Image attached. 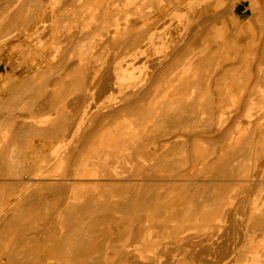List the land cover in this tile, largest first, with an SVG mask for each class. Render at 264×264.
I'll list each match as a JSON object with an SVG mask.
<instances>
[{"label":"rangeland","instance_id":"rangeland-1","mask_svg":"<svg viewBox=\"0 0 264 264\" xmlns=\"http://www.w3.org/2000/svg\"><path fill=\"white\" fill-rule=\"evenodd\" d=\"M90 3L93 20L66 24ZM210 7L223 4L0 0V264H264V29L230 58V8ZM103 158L116 173L98 181Z\"/></svg>","mask_w":264,"mask_h":264},{"label":"bare ground","instance_id":"bare-ground-1","mask_svg":"<svg viewBox=\"0 0 264 264\" xmlns=\"http://www.w3.org/2000/svg\"><path fill=\"white\" fill-rule=\"evenodd\" d=\"M79 1H80V0H79ZM57 2H58V0H53V3L56 4ZM106 6H107V4H106ZM103 8H105V7H103ZM55 12H56V11H55ZM83 12H84V13H87V19H88V20H93V19H94V15H95V13H96V8H95V6H94L92 3H90V4L87 5L86 8H82V9L79 11L78 14H77V13H74V14H72L70 17H67V18H66V21H67V20L72 21V23L69 24L70 26H72L71 24H73V22L76 21V23H77V18L79 19V16H81V14H82ZM24 13H25V12H24ZM26 13H27V12H26ZM75 14H76V16H74ZM8 15H9V14H8ZM25 15H26V14H25ZM55 15H56V14H55ZM77 15H79V16H77ZM18 16H21V15L19 14V12H18ZM18 16H17V15L15 16V17H16L15 20H14L15 22H19V21H20ZM74 17H75V18L77 17L76 20L74 19ZM4 18H5V17H4ZM24 18H25V17H24ZM80 18H81V17H80ZM9 19H10V18H9ZM11 20H13V19H11ZM42 20H43V19H42ZM44 20H45V21H44ZM44 20H43V22H42L43 24H41L40 26H41V28H43L42 30H47V28H48V24L46 23L47 20H46V19H44ZM73 20H74V21H73ZM10 22L12 23V21H10ZM67 23H68V21L66 22V24H67ZM49 25H50V27H51V23H50ZM76 25H77V24H76ZM25 26H26V25H24L23 27H25ZM66 26L68 27V25H66ZM67 27H66V29H67ZM73 27H74V26H73ZM78 28H79V26H78ZM78 28H77V29H78ZM39 29H40V27H39ZM53 29H54V28H53ZM53 29L51 28V30H50V35H51V37H52V34H53ZM74 29H75V28H74ZM80 29H81V28H80ZM69 30H72V29H69ZM78 30H79V29H78ZM78 30H77V31H78ZM81 30H82V29H81ZM37 31H38V30H37ZM12 32L14 33V30H13ZM15 32H17V30H16ZM35 32H36V31H35ZM38 32H39V31H38ZM66 32H67V31H66ZM13 33H12V34H13ZM39 33H40V32H39ZM75 33H77L76 30H75ZM82 33H84V32L82 31ZM82 33H81V35L84 37L85 35H83ZM6 34H7V33H6ZM8 34H9V33H8ZM78 34H79V33H78ZM84 34H85V33H84ZM4 35H5V34H4ZM13 35H14V34H13ZM15 35H16V33H15ZM15 35H14V36H15ZM17 35H18V34H17ZM39 35H40V34H39ZM67 35H68V34H67ZM79 35H80V34H79ZM9 36L13 38V36H11V35H9ZM32 36H33V34H32ZM34 36H35V34H34ZM35 37H37V36H35ZM71 37H72V36H71ZM71 37H70V38H71ZM67 38H68V37H67ZM7 39H8V38H7ZM81 39H82V38H81ZM76 41H77V40H76ZM70 42H71V40L69 41V43H70ZM80 42H81V41H80ZM80 42H79V44H80ZM37 43H38V42H37ZM74 43H75V42H74ZM81 43L83 44V42H81ZM32 44H33V43H32ZM34 44H35V43H34ZM58 44H59L58 42H55V41L52 42V46L54 47V48H53V51H52V53H51V56L53 55V56H52V59H53V57L57 54V51H58ZM84 44L86 45L87 43L84 42ZM76 45H77V43L75 44V46H76ZM85 45H84V46H85ZM43 46H45V43H44V42H39L38 47L42 49ZM70 46H71V45H70ZM77 46H78V45H77ZM77 46H76V47H77ZM86 46H87V45H86ZM71 47H72V46H71ZM78 47H81V46H78ZM25 48H26V47H25ZM162 48H163V46H157V47H155L156 50H160V51L162 50ZM14 49H15V48H14ZM80 49H84V48L81 47ZM80 49H79V50H80ZM91 49H92V48H91ZM68 50H69V49H68ZM70 50H71V48H70ZM70 50H69V51H70ZM76 50H77V48H76ZM73 51H74V50H73ZM81 51H82V50H81ZM83 51H84V50H83ZM22 52H23V51H22ZM71 52H72V51H71ZM75 52H76V51H75ZM77 52H78V50H77ZM87 52H89V51H87ZM87 52H86V53H87ZM91 52H92V51H91ZM95 52H96V50H95ZM25 54H26V53H25ZM74 54H76V53H74ZM79 54H80V52H79L78 54H76L74 57L79 56ZM90 54H91V53H90ZM87 55H88V53L85 54V57H86ZM83 56H84V54H82V56L79 57L78 61L80 60V58H81L80 61H83V59H84ZM55 57L57 58V56H55ZM61 57H62V56H61ZM68 57H69V56H68ZM70 57H71V56H70ZM82 57H83V58H82ZM88 57H89V56H88ZM90 57H91V56H90ZM65 58H66V57H65ZM65 58H62V59H65ZM77 58H78V57H77ZM77 58H76V59H77ZM57 59H59V58H57ZM76 59H75V61H76ZM86 59H87V58H86ZM88 59H89V58H88ZM59 60H60V59H59ZM70 60H71V58H70ZM113 60H114V59H113ZM66 61H67V60H66ZM78 61H76V65H78ZM159 61H160V60H159ZM70 62H72V61H70ZM87 62H88V61L86 60V63H87ZM157 62H158V61H157ZM157 62H156V64H157ZM62 63H63V62H62ZM62 63H61V64H62ZM64 63H65V62H64ZM64 63H63V64H64ZM86 63H85V64H86ZM73 65H74V63H73ZM76 65H75V66H76ZM110 65H111V64H110ZM130 65H131V64H130ZM60 66H61V65H60ZM75 66H74V67H75ZM80 66H81V64H80ZM80 66L78 65L79 68H80ZM82 66H83V65H82ZM144 66H145V65H144ZM85 67H86V66H85ZM141 67H142V66H141ZM55 68H56V67H55ZM64 68H65V67H64ZM83 68H84V67H83ZM83 68H81V69H83ZM87 68H88V67L85 68L86 71H87ZM138 68H139V67H138ZM72 69H74V68H72ZM77 69H78V68H77ZM77 69H76V70H77ZM108 69H109V68H108ZM186 69H187L186 66H183V67H182V70H186ZM135 70H136V69H135ZM66 71H68V70H66ZM71 71H72V70H70L69 72H71ZM73 71H74V70H73ZM77 71H78V70H77ZM77 71H75L74 73H76ZM109 71H110V70H109ZM260 72H261V73H260ZM77 73H79V72H77ZM86 73H90V72H86ZM259 73L262 74V70H261V69L259 70ZM259 73H258L256 76L261 77V76H259ZM66 74H67V73H66ZM71 74H72V73H71ZM103 74H105V73L103 72ZM79 75H80V74H79ZM81 75H82V74H81ZM148 75H149V74H148ZM262 75L264 76V74H262ZM74 76H76V79L79 78L78 75H74ZM82 76H83V75H82ZM82 76H80V78H82ZM104 76H105V75H104ZM263 76H262V78H263ZM90 77H91V76H90ZM74 78H75V77H74ZM74 78H73V79H74ZM80 78H79V79H80ZM102 78H103V77H102ZM148 78H149V76H148ZM70 79H71V78H70ZM263 79H264V78H263ZM81 80L83 81L84 79H81ZM156 80H157V79H156ZM73 81L75 82L76 80H73ZM79 81H80V80H79ZM86 81H87V80H86ZM109 81H110V80H109ZM143 81H144V80H143ZM97 82H98V81H97ZM113 82H114V81H113ZM77 83H78V80H77ZM80 83H82V82L80 81ZM80 83H79V84H80ZM89 83H90V82H89ZM114 83H115V82H114ZM152 83H153V82H152ZM75 84H76V83H75ZM79 84H77V85H79ZM84 85L86 86L85 83H84ZM84 85H83V86H84ZM113 87H114V86H113ZM113 87L111 86V89H112ZM81 88H82V87H81ZM107 88H109V87H107ZM17 89H18V88H17ZM77 89H78V87H77ZM111 89L109 88V90H108V89H106V90H108V91L111 92ZM242 89H243V88H242ZM245 89H246V88H245ZM70 90H71V89H70ZM115 90H116V88H115ZM243 90H244V89H243ZM115 92H116V91H115ZM226 92H227V91H225V92H221L222 94L224 93L223 97H225V93H226ZM239 92H240V91H239ZM241 92H242V91H241ZM81 93H82V92H81ZM97 93H98V92H97ZM99 93H100V92H99ZM112 93H113V92H112ZM237 93H238V92H237ZM243 93H244V92H243ZM82 94H83V93H82ZM100 94H101V93H100ZM107 94H110V93H107ZM227 94H229V93H227ZM227 94H226V95H227ZM262 94H263V93H262ZM66 95H67V94H66ZM92 95H93V94H92ZM89 96H91V95H89ZM228 96H229V97H228ZM228 96H227L226 98H224V101H226V102L228 101L226 104H227V105H228V104L231 105V102L234 101L235 99H234V97H230V95H228ZM260 96H261V95H260ZM101 97H102V96H101ZM223 97H222V98H223ZM262 97H263V96H262ZM73 98H74V97H73ZM75 98H76V97H75ZM78 98H80V97H78ZM237 98H238V97H237ZM259 98H260V97H259ZM89 99H90L89 101L91 102V98H89ZM109 99H110V98H109ZM188 99H189V98H188ZM240 99H241V98H240ZM68 100H69V99H68ZM70 101H72V100L70 99ZM73 101H74V100H73ZM73 101H72V102H73ZM84 101L86 102V100H84ZM249 101H250V100H249ZM75 102H77V101H75ZM247 102H248V101H247ZM160 103H161V102H160ZM71 104H72V103H71ZM88 104H89V103H88ZM78 105H79V104H78ZM156 106H157V104H156ZM110 107H111V106H110ZM158 107H159V105H158ZM160 107H161V106H160ZM160 107L158 108V110L161 109ZM225 107H226V105H225ZM225 107H224V108H225ZM108 108H109V107H108ZM111 108H112V107H111ZM78 109H79V108H78ZM113 109H114V108H113ZM98 110H99V109H98ZM117 110H118V109H117ZM117 110H116V111H117ZM73 111H74V110H73ZM73 111H71V112H73ZM113 111H114V110H113ZM188 112H189V111H188ZM228 112H229V111H228ZM230 112H231V111H230ZM224 113H225V112H224ZM226 113H227V112H226ZM226 113H225V114H226ZM108 114H109V113H108ZM219 114H221V113H219ZM227 114H228V113H227ZM106 115H107V113H106ZM219 116H220V115H219ZM75 117H77V116H75ZM102 117H104V116H102ZM180 118H182V117H180ZM180 118H179V119H180ZM220 118H221V117H219L218 120L222 121V120H221L222 118H221V119H220ZM102 119H104V118H102ZM223 119H224V118H223ZM225 119H226V118H225ZM80 120H81V119H80ZM99 120H100V119H99ZM92 121H93V120H92ZM179 121H180V120H179ZM68 122H69V121H68ZM75 122H76V121H75ZM180 122H181V121H180ZM218 122H219V121H218ZM97 123H98V122H97ZM176 123H179V122H176ZM221 123H222V122H221ZM105 124H106V123H105ZM99 125H100V124H99ZM68 129H69V128H68ZM39 130H40V129H39ZM45 130H46V129H45ZM77 130H78V129H77ZM69 131H70V130H69ZM38 132L40 133V131H38ZM41 132H42V130H41ZM43 132H44V131H43ZM70 132H71V131H70ZM167 132H168V131H167ZM44 133H45V132H44ZM90 133H92V132H90ZM155 133H156V132H155ZM157 133H159V132H157ZM169 133H170V132H169ZM69 135H70V134H69ZM72 135H73V134H72ZM90 135H91V134H90ZM104 135H105V133H104ZM88 136H89V135H88ZM94 137H95V136H94ZM94 137H93V138H94ZM102 137H103V136H102ZM97 138H98V137H97ZM234 138H235V137H234ZM94 139H95V138H94ZM94 139H93V140H94ZM201 139H202V138H201ZM244 139H245V138H244ZM142 140H143V139H142ZM154 140H155V139H154ZM204 140H205V139H204ZM214 140H215V139H214ZM219 140H220V139H219ZM221 140H222V139H221ZM233 141H234V140H233ZM91 142H92V140H91ZM89 143H90V142H89ZM116 145L118 146V144H116ZM119 146H120V145H119ZM131 146H133V145L131 144ZM131 146H130V147H131ZM134 146H135V144H134ZM134 146H133V147H134ZM133 147H132V148H133ZM139 147H140V146H139ZM247 147H248V146H247ZM118 148H119V147H118ZM140 148H141V147H140ZM116 149H117V148H116ZM126 149H127V147H126ZM141 149H142V148H141ZM128 150H129V147H128ZM119 151H120V150H119ZM125 151H126V150H125ZM113 154H115V153H113ZM108 155H109V154H108ZM120 155H121V154H120ZM122 155H123V154H122ZM118 156H119V155H118ZM118 156H117V158H118ZM201 156H202V155H201ZM201 156H200V157H201ZM205 156H206V155H205ZM205 156H204V157H205ZM105 157H106V156H105ZM109 157H111V156L109 155ZM113 157H114V156H113ZM113 157H112V158H113ZM121 157H122V156H121ZM122 158H123V157H122ZM207 158H208V156H207ZM81 159H82V158H81ZM107 159H109V158H107ZM118 159H119V158H118ZM200 159H201V158H200ZM82 160H83V159H82ZM93 160H94V159H93ZM104 160H105V159L103 158V162L97 165V167H96L95 170L93 171L94 173H91V174L98 173V176H100V178L97 176V177H98V179H97L98 181H99L100 179H103V180H104V178H106L107 176H108V177H111V176H109V175H112V176H113V175L116 173V172L114 173V171H115V169H116L117 167L114 168V165H112L114 169H113V168H112V169L109 168V165H111V164L105 163L106 161H104ZM111 160H112V159H110L109 161L107 160V162H110ZM113 160H115V158H114ZM122 160H123V159H122ZM125 160H126V159H125ZM201 160H202V159H201ZM91 161H92V160H91ZM91 161H90V162H91ZM120 161H121V160H120ZM127 161L129 162L128 158H127ZM247 161H248V160H247ZM247 161H246V162H247ZM85 162H86V161H85ZM90 162H89V163H90ZM92 162H94V161H92ZM92 162H91V163H92ZM111 162H112V161H111ZM113 162L115 163L116 160L113 161ZM130 162H131V161H130ZM205 162H206V161H205ZM231 162H233V161H231ZM246 162H245V163H246ZM80 163H81V162H80ZM91 163H90V164H91ZM96 163H97V162H96ZM114 163H113V164H114ZM125 163H126V162H124V164H125ZM90 164H89V166H90ZM93 164H94V163H93ZM106 164H108V166H107ZM126 164H127V163H126ZM211 164H212V163H211ZM223 164H224V163H222V165H223ZM233 164L235 165V163H233ZM236 164H237V163H236ZM79 165H80V164H79ZM82 165H83V166H82V170H84V169H85V166H84V165H88V161H87V163H83ZM91 165H92V164H91ZM116 165H117V164H116ZM116 165H115V166H116ZM130 165H131V164H130ZM38 166H39V165H38ZM94 166H95V165H94ZM112 166H111V167H112ZM201 166H202V165H201ZM230 166H231V165H230ZM248 166H249V165H248ZM248 166H247V167H248ZM128 167H129V166H128ZM131 167H132V166H131ZM202 167H203V166H202ZM233 167H234V166H233ZM236 167H237V166H236ZM244 167H245V166H244ZM78 168H79V167H78ZM123 168H124V167H123ZM209 168H210V167H209ZM226 168H227V167H226ZM228 168H229V167H228ZM231 168H232V167H231ZM128 169H129V168H128ZM133 169H134V168H133ZM135 169H136V168H135ZM233 169H234V168H233ZM235 169H236V168H235ZM237 169H238V167H237ZM246 169H247V168H246ZM82 170H81V171H82ZM117 170H119V169H117ZM130 170H131V169H130ZM130 170H129V172H130ZM243 170H244V169H243ZM248 170H249V169H248ZM75 171H76V170H75ZM108 171H109V173H108ZM110 171H111L112 173H110ZM121 171H122V170H121ZM123 171H124V170H123ZM123 171H122V172H123ZM136 171H137V170H136ZM220 171H221V170H220ZM226 171H227V170H226ZM82 172H83V171H82ZM84 172H85V171H84ZM106 172H107V173H106ZM127 172H128V171H127ZM197 172H198V171H197ZM124 173H125V174H128V173H126V172H124ZM133 173H134V172H133ZM191 173H192V172H191ZM193 173H194V172H193ZM221 173L223 174V170H222ZM229 173H230V172H229ZM76 174H77V173H76ZM118 174H119V171H118ZM129 174H130V173H129ZM184 174H185V173H184ZM243 174H244V173H243ZM246 174H248V173H246ZM105 175H106V177H104ZM120 175H122L121 172H120ZM130 175H131V174H130ZM143 175H144V174H143ZM219 175H220V174H219ZM219 175H218V176H219ZM223 175H224V174H223ZM122 176H123V175H122ZM125 176H126V175H125ZM176 176H177V175H176ZM181 176H182V175H181ZM181 176H180V177H181ZM221 176H222V175H221ZM242 176H243V175H242ZM253 176H254V175H253ZM35 177H36V176H35ZM103 177H104V178H103ZM114 177H115V176H114ZM120 177H121V176H120ZM178 177H179V176H178ZM183 177H184V176H183ZM216 177H217V176H216ZM36 178H37V177H36ZM58 178H59V177H58ZM115 178H119V177H117V175H116ZM121 178H122V177H121ZM121 178H120V179H121ZM126 178H127V177H126ZM128 178H129V177H128ZM172 178H173V177H172ZM227 178H228V177H227ZM254 178H255V177H254ZM254 178H252V179H254ZM33 179H34V178H33ZM52 179L55 180V178H52ZM73 179H74V178H73ZM110 179H111V178H110ZM233 179H234V177H233ZM50 180H51V178H50ZM61 180H62V179H61ZM84 180H85V179H84ZM90 180H91V179H90ZM59 181H60V178H59ZM72 181H73V180H72ZM247 181H248V180H247ZM252 181H253V180H252ZM52 182H53V181H52ZM150 182H151V180H150ZM180 182H181V181H180ZM183 182H184V181H183ZM243 182H244V181H243ZM99 183H100V182H99ZM99 183H97V184L99 185ZM112 183H113V182H112ZM131 183H132V182H131ZM59 184H61V183L59 182ZM102 184H103V183H102ZM122 184H123V183H122ZM136 184H137V183H136ZM136 184H135V185H136ZM141 184H142V183H141ZM163 184H164V183H163ZM168 184H169V183H168ZM223 184H224V183H223ZM236 184H237V182H236ZM238 184H239V183H238ZM240 184H241V182H240ZM67 185H68V184H67ZM67 185H66V186H67ZM90 185H91V184H90ZM98 185H96V186H98ZM110 185H111V184H110ZM110 185H109V186H110ZM133 185H134V184H133ZM133 185H131V188H134ZM146 185H147V184H146ZM148 185H149V184H148ZM99 186L102 187V186H104V184H103V185L100 184ZM105 186H106V185H105ZM111 186H112V185H111ZM165 186H166V185H165ZM172 186H173V185H172ZM172 186H171V187H172ZM183 186H184V185H183ZM197 186L199 187V185H196V187H197ZM210 186H212V185H210ZM214 186H215V185H214ZM75 187H76V186H75ZM94 187H95V186H94ZM136 187H138V186H136ZM177 187H178V186H177ZM188 187H189V186H188ZM201 187H202V186H201ZM96 188H97V187H96ZM105 188H106V187H105ZM156 188H157V187H156ZM167 188H168V187H167ZM172 188H173V187H172ZM183 188H184V187H183ZM186 188H187V187H186ZM206 188H208V187H206ZM214 188H215V187H214ZM73 189H74V188H73ZM101 189H102V188H101ZM128 189H129V188H128ZM134 189H135V188H134ZM138 189H139V188H138ZM151 189H152V187H151ZM161 189H162V187H161ZM198 189H199V188H198ZM212 189H213V188H212ZM223 189H224V188H223ZM93 190H94V189H93ZM146 190H147V189H146ZM77 191H78V190H77ZM90 191H92V190H90ZM90 191H89V192H90ZM101 191H102V190H101ZM126 191H127V189H126ZM126 191H125V192H126ZM136 191H137V190H136ZM153 191H154V190H153ZM160 191H161V190H160ZM166 191L172 193L171 191H175V192H176L177 189L174 190V189H171V188H170L169 190H165L164 193H166ZM192 191H193V190H192ZM203 191H205V190H203ZM226 191H227V190H226ZM128 192H129V191H128ZM128 192H127V194H128ZM154 192H155V191H154ZM157 192H158V191H157ZM194 192H195V191H194ZM216 192H217V191H215V194H216ZM78 193H79V192H78ZM101 193H102V192H101ZM101 193H100V194H101ZM149 193H150V191H149ZM164 193H163V194H164ZM178 193H179V191L177 192V194H178ZM84 194H85V193H84ZM97 194H98V193H97ZM107 194H108V193H107ZM115 194H116V193H115ZM129 194H130V193H129ZM136 194H137V193H136ZM152 194H153V193H152ZM161 194H162V193H161ZM161 194H160V195H159V194H158V195H155V197H154V200H156L155 202H158V200L161 198V196H162V198H163V197H167L166 195H170V194H168V193H166V195H164V196L161 195ZM191 194H192V193H191ZM103 195H104V194H103ZM105 195H106V194H105ZM105 195H104V196H105ZM113 195H114V194H113ZM143 195H144V194H143ZM147 195H148V194H147ZM192 195H193V194H192ZM116 196H118V195H116ZM152 196H153V195H152ZM219 196H221V195H219ZM232 196H233V195H232ZM232 196H231V197H232ZM85 197H86V196H85ZM110 197H111V196H110ZM121 197L123 198V196H121ZM126 197H127V196H126ZM137 197H139V195H138ZM137 197H136V198H137ZM142 197H143V196H142ZM146 197H147V196H146ZM146 197H145V198H146ZM148 197H149V199L151 198L150 196H148ZM148 197H147V198H148ZM172 197H173V195H172ZM196 197H197V196H196ZM225 197H226L225 200L229 198L228 195H226ZM231 197H230V199H231ZM255 197H256V196H255ZM97 198H98V197H97ZM101 198H102V197H101ZM103 198H104V197H103ZM108 198H109V197H108ZM128 198H130V197H128ZM152 198H153V197H152ZM180 198H181V197H180ZM189 198H190V197H189ZM198 198H199V197H198ZM76 199H77V198H76ZM91 199H93V198H91ZM157 199H158V200H157ZM211 199H212V198H211ZM217 199H218V197H217ZM223 199H224V196H223ZM111 200H112V198H111ZM123 200H124V199H123ZM128 200H129V199H128ZM180 200H181V199H180ZM195 200H196V199H195ZM219 200H220V199H219ZM95 201H96V199H95ZM97 201H98V200H97ZM134 201H135V200H134ZM137 201L140 202V200H137ZM159 201H160V200H159ZM189 201H190V200H189ZM215 201H216V200H215ZM221 201H222V200H221ZM90 202H91V201H90ZM98 202H100V201H98ZM98 202H95V203H98ZM101 202H102V201H101ZM109 202H110V201H109ZM142 202H143V201H142ZM151 202H152V201H151ZM153 202H154V201H153ZM155 202H154V203H155ZM163 202H164V201H163ZM190 202H191V201H190ZM190 202H189V203H190ZM228 202H230V201H228ZM92 203H93V202H92ZM114 203H115V202H114ZM128 203H129V201H128ZM136 203H137V202H136ZM147 203H150V201L147 202ZM186 203H187V202H186ZM258 203H259V202H258ZM88 204H89V203H88ZM93 204H94V203H93ZM126 204H127V203H126ZM132 204H133V203H132ZM193 204H194V203H193ZM225 204H226V203H225ZM249 204H250V203H249ZM90 205H91V204H90ZM130 205H131V203H130ZM143 205H144V204H143ZM149 205H151V203H150ZM152 205H153V204H152ZM220 205H221V203H220ZM222 205H223V204H222ZM254 205H255V204H254ZM116 206H117V205H116ZM146 206H147V205H146ZM162 206H164V205H162ZM165 206H166V205H165ZM165 206H164V207H165ZM173 206H174V205H173ZM218 206H219V205H218ZM92 207H93V206H92ZM126 207H128V205H127ZM138 207H139V206H138ZM140 207H141V206H140ZM143 207H144V206H143ZM147 207H148V206H147ZM155 207H156V205H155ZM192 207H193V205H192ZM220 207H221V206H220ZM94 208H95V207H94ZM150 208H151V206H150ZM161 208H162V207H161ZM171 208H172V207H171ZM184 208H185V207H184ZM201 208H203V207H201ZM223 208H225V207H223ZM223 208H222V209H223ZM261 208H262V207H261ZM88 209H89V208H88ZM126 209H127V208H126ZM128 209H129V208H128ZM131 209H132V208H131ZM139 209H140V208H139ZM156 209H157V208H156ZM216 209H217V208H216ZM90 210H92V209H90ZM90 210H89V211H90ZM135 210L138 211V209H136V208H135ZM148 210L150 211L149 208H148ZM152 210H153V209H152ZM152 210H151V211H152ZM184 210H185V209H184ZM186 210H188V209H186ZM261 210L264 211V207H263V209H261ZM93 211H94V210H93ZM93 211H92V212H93ZM119 211H120V210H119ZM127 211H128V210H126V212H127ZM154 211H155V210H154ZM206 211H207V210H206ZM213 211H214V210H213ZM217 211H218V210H217ZM220 211H221V210H220ZM224 211H225V210H224ZM259 211H260V210H259ZM129 212H130V211H129ZM152 212H153V211H152ZM207 212H208V211H207ZM210 212H211V211H210ZM221 212H222V211H221ZM225 212H226V211H225ZM225 212H224V213H225ZM227 212H228V211H227ZM255 212H256V211H255ZM115 213H116V212H115ZM127 213H128V212H127ZM146 213H147V212H146ZM146 213H145V215H147ZM153 213H154V212H153ZM153 213H152V214H153ZM163 213H164V212H163ZM184 213H185V212H184ZM186 213H187V212H186ZM186 213H185V214H186ZM188 213H189V212H188ZM197 213H198V212H197ZM211 213H212V212H211ZM218 213H219V212H218ZM262 213H263V212H262ZM134 214H135V213H134ZM143 214H144V213H143ZM198 214H199V213H198ZM204 214H205V213H204ZM207 214H208V213H207ZM220 214H221V213H220ZM88 215H89V214H88ZM148 215H149V214H148ZM183 215H184V214H183ZM183 215H182V216H183ZM213 215H214V213H213ZM218 215H219V214H218ZM218 215H217V216H218ZM225 215H226V214H225ZM261 215H262V214H261ZM127 216H129V215H127ZM131 216H132V215H131ZM137 216H138V215H137ZM141 216H142V215H141ZM152 216H153V215H152ZM156 216H157V215H156ZM159 216H160V215H159ZM205 216H206V215H205ZM211 216H212V215H211ZM85 217H86V216H85ZM129 217H130V216H129ZM135 217H136V216H135ZM147 217H148V216H147ZM147 217H146V218H147ZM175 217H176V216H175ZM179 217H181V216H179ZM188 217H189V216H188ZM207 217H208V215H207ZM90 218H91V216H90ZM130 218H131V217H130ZM138 218H139V216H138ZM144 218H145V217H144ZM192 218H193V217H192ZM216 218H217V217H216ZM218 218H219V217H218ZM70 219H71V218H70ZM84 219H85V218H84ZM88 219H89V217H88ZM134 219H135V218H134ZM136 219H137V218H136ZM181 219H182V218H181ZM211 219H213V218H211ZM214 219H215V218H214ZM124 220H125V219H124ZM128 220H129V219H128ZM145 220H146V219H145ZM179 220H180V218H179ZM208 220H209V219H208ZM68 221H69V220H68ZM68 221H67V222H68ZM118 221H119V220H118ZM126 221H127V219H126ZM151 221H152V220H151ZM181 221H182V220H181ZM71 222H72V220H71ZM71 222H70V223H71ZM129 222H130V220H129ZM132 222H133V221H132ZM132 222H131V223H132ZM135 222H136V221H134L133 223H135ZM175 222H176V221H175ZM178 222H179V221H178ZM126 223H127V222H126ZM136 223H137V222H136ZM140 223H142V222L140 221L139 224H140ZM144 223H146V222H144ZM148 223H149V221H148ZM150 224H151V223H150ZM87 225H88V224H87ZM129 225H130V224H128V226H129ZM143 225H144V224H143ZM76 226H77V225H76ZM130 226L132 227V226H134V225L131 224ZM151 226H152V225H151ZM163 226H164V225H163ZM166 226H167V225H166ZM176 226H177V225H176ZM89 227H90V226H89ZM148 227H149V226H148ZM155 227H157V226L155 225ZM167 227H169V224H168ZM182 227H183V226H182ZM216 227H217V226H216ZM136 228H137V227H136ZM136 228H135V229H136ZM141 228H142V227H141ZM141 228H140V230H141ZM144 228H145V227H144ZM149 228H151V227H149ZM172 228H173V227H172ZM175 228H176V227H175ZM85 229H86V228H85ZM85 229H84V230H85ZM131 229H132V228H130V230H131ZM157 229H158V227H157ZM72 230H73V229H72ZM174 230H175V229H174ZM75 231H76V230H75ZM80 231H81V230H80ZM90 231H91V230H90ZM125 231H126V230H125ZM135 231H136V230H135ZM129 232H131V231H129ZM144 232H145V230H144ZM72 233H73V232H72ZM78 233H79V232H78ZM125 233H126V232H125ZM80 234H81V233H80ZM91 234H92V233H91ZM91 234H90V235H91ZM139 234L141 235L142 233L140 232ZM139 234H138V235H139ZM145 234H146V233H145ZM145 234H144V235H145ZM86 235H87V234H86ZM90 235H89V236H90ZM128 235H129V234H128ZM69 236H70V235H69ZM74 236H75V234H74ZM110 236H111V235H110ZM132 236H134V235H132ZM135 236H136V234H135ZM141 236H142V235H141ZM151 236H152V233H151ZM72 237H73V236H72ZM72 237H71V238H72ZM90 237H91V236H90ZM127 237H128V236H127ZM138 237H139V236H138ZM142 237H143V236H142ZM68 238H69V237H68ZM74 238H75V237H74ZM76 238H77V237H76ZM157 238H158V237H157ZM66 239H67V238H66ZM122 239H123V238H122ZM144 239H145V238H144ZM151 239H152V238H151ZM119 240H120V239H119ZM136 240H140V238H138V239H136ZM124 241H125V240H124ZM155 241H156V240H155ZM67 242H68V241H67ZM83 242H84V241H83ZM91 242H92V240H91ZM107 242H108V241H107ZM119 242H120V241H119ZM121 242H122V241H121ZM129 242H130V241H129ZM129 242H128V243H129ZM131 242H134V241H131ZM144 242H146V241H144ZM157 242H158V241H157ZM73 243H74V242H73ZM73 243H72V244H73ZM122 243H123V242H122ZM138 243H139V241H138ZM70 244H71V243H70ZM86 244H87V243H86ZM106 244H108V243H106ZM119 244H120V243H119ZM123 244H124V243H123ZM123 244H122V245H123ZM136 244H137V243H136ZM136 244L134 243V244H131V245L134 246V245H136ZM129 245H130V244H128V246H127V245H126V246H127V247H132V246H129ZM146 245H147V244H146ZM158 245H159V244H158ZM71 246H73V245H71ZM71 246H70V248H72ZM104 246H105V245H104ZM117 246H118V245H117ZM123 246H124V245H123ZM123 246H122V247H123ZM126 246H124V248H125ZM148 246H149V245H148ZM148 246H147V247H148ZM73 247H74V246H73ZM77 247H78V246H77ZM80 247H81V246H80ZM106 247H107V246H106ZM119 247H121V245H120ZM141 247H142V246H141ZM156 247H157V246H156ZM116 248H117V247H116ZM135 248H136V246H135ZM135 248H134V247H133V248H130V250H131V249L133 250V249H135ZM68 249H69V247H68ZM111 249H112V248H111ZM117 249H119V248H117ZM125 249H127V248H125ZM125 249H124V253H126V252L129 250V248H128V250H126V251H125ZM139 249H140V248H139ZM145 249H146V248H145ZM73 250H74V248H73ZM109 250H110V249H109ZM121 250H122V249H121ZM130 250H129V251H130ZM136 250H137V248H136ZM136 250H135V251H136ZM149 250H150V249H149ZM67 251H68V253H69V250H67ZM76 251H77V250H76ZM91 251H92V250H91ZM112 251H113V250H112ZM116 251H117V250H116ZM118 251H119V250H118ZM122 251H123V250H122ZM139 251H140V250H139ZM143 251H144V250H143ZM145 251L147 252L148 249H146ZM151 251H152V250H151ZM104 252H105V251H104ZM109 252H111V251H109ZM109 252H108V253H109ZM114 252H115V251H114ZM114 252H113V253H114ZM119 252H120V251H119ZM131 252H132V251H131ZM136 252H138V250H137ZM141 252H142V251H141ZM152 252H153V251H152ZM157 252H159V251H157ZM68 253H67V254H68ZM70 253H71V252H70ZM74 253H75V252H74ZM100 253H101V252H100ZM106 253H107V252H106ZM113 253H112V254H113ZM120 253H121V252H120ZM148 253H149V252H148ZM155 253H156V252H155ZM155 253H154V254H155ZM76 254H77V253H76ZM79 254H80V253H79ZM115 254H116V253H115ZM117 254H118V253H117ZM130 254H131V253H130ZM137 254H138V253H137ZM137 254H136V255H135V254H132V255H133V256H132V260L135 259V260L137 261V263L142 262L143 260H142L141 258H143L144 256H143L141 253L138 254V255H137ZM255 254H256V253H255ZM93 255H94V254H93ZM108 255H111V254L109 253ZM126 255H128V254H126ZM145 255H146V254H145ZM156 255H157V254H156ZM90 256H91V255H89L88 258H90ZM96 256H98V254H97ZM106 256H107V255H105L103 258H105ZM128 256H129V255H128ZM128 256H127V257H128ZM157 256H159V255H157ZM157 256H156V257H157ZM71 257H72V256H71ZM77 257H78V256H77ZM100 257H101V256H100ZM114 257H115V256H114ZM127 257L125 256L126 259H127ZM146 257H147V256H146ZM160 257H161V256H160ZM251 257H253L252 260H255V259H256V257H254V253H253V255H252ZM75 258H76V257H75ZM108 258H109V257H108ZM108 258H107V259H108ZM129 258H130V257H129ZM151 258H152V257H151ZM85 259H86V258H85ZM93 259H94V257H93ZM100 259H101V258H100ZM107 259H106V260H107ZM116 259H117V258H116ZM143 259H144V258H143ZM145 259H147V258H145ZM155 259H156V258H155ZM101 260H102V259H101ZM118 260H119V259H118ZM127 260H128V259H127ZM129 260H130V259H129ZM129 260H128V261H129ZM135 260H133V261H135ZM151 260H152V259H151ZM151 260H149V261H151ZM70 261H71V260H70ZM89 261H90V260H89ZM89 261H88V263H89ZM92 261H93V260H92ZM94 261H95V260H94ZM103 261H105V259H103ZM109 261H110V259H109ZM109 261H107V262H109ZM128 261H127V262H128ZM133 261H132V262H133ZM147 261H148V260H147ZM152 261H153V260H152ZM152 261H151V263H152ZM154 261H155V260H154ZM159 261H160V260H159ZM73 262H74V261H73ZM77 262H78V260H77ZM79 262H80V261H79ZM90 262H91V261H90ZM95 262H96V261H95ZM101 262H102V261H101ZM107 262H106V263H107ZM120 262H121V261H120ZM120 262H119V263H120ZM143 262H144V261H143ZM191 262H192V261H191ZM70 263H72V262H70ZM75 263H76V261H75ZM92 263H93V262H92ZM103 263H104V262H103ZM103 263H101V264H103ZM106 263H105V264H106ZM115 263H116V262H115ZM123 263H125V262L122 261V264H123ZM129 263L131 264V260H130V262H128V264H129ZM135 263H136V262H135ZM154 263H155V262H154ZM83 264H84V263H83ZM112 264H113V262H112ZM117 264H118V263H117ZM146 264H148V263H146ZM155 264H156V263H155ZM159 264H160V263H159ZM259 264H260V262H259Z\"/></svg>","mask_w":264,"mask_h":264},{"label":"crops","instance_id":"crops-1","mask_svg":"<svg viewBox=\"0 0 264 264\" xmlns=\"http://www.w3.org/2000/svg\"><path fill=\"white\" fill-rule=\"evenodd\" d=\"M216 2L222 3L223 7L216 10L210 7L209 11L213 9V12L222 15L228 13L230 8L231 17L227 27L229 32L226 36V44L240 47L229 52L231 58L234 52H241L247 41L251 40L252 31L264 29V0H216ZM198 10L199 7L195 8L194 14H197Z\"/></svg>","mask_w":264,"mask_h":264}]
</instances>
